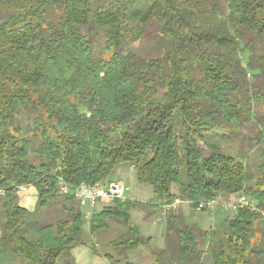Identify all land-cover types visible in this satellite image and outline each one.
<instances>
[{
  "label": "trees",
  "instance_id": "1",
  "mask_svg": "<svg viewBox=\"0 0 264 264\" xmlns=\"http://www.w3.org/2000/svg\"><path fill=\"white\" fill-rule=\"evenodd\" d=\"M55 6L61 16L47 23ZM149 29L161 56L127 48ZM100 36L104 49L118 51L96 53ZM256 106L264 109V0H0V257L74 264L72 249L87 245L86 208L71 206L30 233L33 212L19 190L34 186L47 208L62 197L59 178L74 190L112 179L127 163L163 204L238 193L254 200L257 209L228 220L225 244L209 240V259L192 228L172 217L168 228L181 244L178 264H255L264 254L253 245L255 222L264 220V114ZM245 127L257 131L233 154L229 142ZM113 203L92 214L89 231L111 220L125 227L111 242L118 258L106 254L116 264L152 239L131 222L137 201ZM154 254L153 264H168Z\"/></svg>",
  "mask_w": 264,
  "mask_h": 264
},
{
  "label": "rangeland",
  "instance_id": "2",
  "mask_svg": "<svg viewBox=\"0 0 264 264\" xmlns=\"http://www.w3.org/2000/svg\"><path fill=\"white\" fill-rule=\"evenodd\" d=\"M62 12V8L59 6H55L53 8H50L47 12V23H52L56 22L58 18H60V14ZM85 32L86 30L83 29ZM153 35L151 32V29L147 31L145 36H143L140 40L136 41H129L127 43V48L132 49L133 51L140 53L142 55H147V56H161L163 53V50L161 47L157 46L154 42ZM104 45V36H100L98 40H96L94 44L95 52L99 53L101 56L104 58L109 57L113 52H116L118 50H108L103 48ZM257 112L259 114L263 115L264 114V109L261 110L259 107L256 106ZM257 130H253L250 127H245L243 131L238 135L231 138L229 144L232 146L231 150L233 154H237L242 146H245V148L249 147V143L245 142V138L248 137L250 134H254ZM219 134H229L226 133L225 131H218ZM123 175V178L125 179V182L127 184V191H126V196L131 195V200H135L138 202V205L136 207H133L130 210L131 213V222L139 228H141L142 233L144 235H156L157 233H164L166 229V222L164 221L166 215L170 216L168 212L170 211L169 209H165L163 206L164 204L161 203L159 204L161 212V216L158 214V217L162 218V222H157L156 218L151 220V218H148L150 216V207L149 204L152 202L157 201V197L154 193V188L149 185V184H143L140 183L137 180L136 176V170L134 167L127 163H122L120 164L116 170L115 173L119 171ZM176 186V185H174ZM241 194V193H238ZM244 194V193H242ZM237 195V194H235ZM232 195V196H235ZM63 198L65 196H62ZM226 197V196H224ZM62 198V199H63ZM130 199V198H128ZM64 200V199H63ZM122 201L126 199H121ZM61 197L56 199L54 202H52L47 208H41L37 207V209L31 214L29 217V224L26 226L29 228L30 233H34L38 227V225H44V224H49V223H56L59 219L64 218L68 215V208L61 207ZM69 206L74 205L77 206V202H69ZM103 204V205H102ZM113 201L110 202H104L101 201L97 207L96 210L93 211L91 210L89 213H86V223L84 224V238L85 241L94 246L95 242L90 238V233L89 231V220L92 216L93 213L98 212L99 209H103L106 206H111L113 205ZM183 208L185 210H188V216L187 220H178L174 221L175 224L179 228H184L186 226H189L192 228L193 233H195V236L197 239L201 242L200 248L204 251L203 252V258L204 259H209L210 252L208 248V243L209 240L211 239V242H213L215 247H220L222 243L225 244V238H226V233L227 231V226H228V220L231 219V217L234 216L236 211L233 210H227L221 205H217L215 208H208L206 210H198L196 206H192V203L188 202H183L182 203ZM102 206V207H101ZM191 206V209H190ZM189 209L192 210L191 213H189ZM99 210V211H101ZM166 210V213H165ZM171 210H174L171 208ZM195 221L189 223L188 221ZM155 221V222H154ZM118 224L116 221H110L109 223V228L101 230L96 234V237L98 240H100L101 244L98 247V249L101 251H111V246L109 244V241L112 237H116L118 234L115 232V224ZM255 234H254V247L256 249L264 250V220H257L255 222ZM208 235H204V234ZM181 244L179 241V237L177 234L171 235L167 239V244L164 249H156L157 256L163 261L168 264H178V255H179V250H180ZM12 253H7L0 257V264H19L20 259L19 258H14L12 257ZM253 262L255 264H264V254L261 257H256L253 258Z\"/></svg>",
  "mask_w": 264,
  "mask_h": 264
},
{
  "label": "crops",
  "instance_id": "3",
  "mask_svg": "<svg viewBox=\"0 0 264 264\" xmlns=\"http://www.w3.org/2000/svg\"><path fill=\"white\" fill-rule=\"evenodd\" d=\"M133 167V166H132ZM119 171V170H118ZM114 178H123V175L121 174V172H117L116 174L113 175L112 179ZM125 180V179H124ZM173 192L177 193L178 192V187L177 186H173ZM61 197V201H63L61 203V207H71L74 206L71 204V206H69V201L64 197ZM127 198H131V195H128ZM19 200H20V204L22 206H24L25 208H27L28 210L34 212L37 207H38V191L37 189L32 186H25V188H21L19 190ZM163 203L160 200H157L155 202H152L149 204L150 207V216H148V218H151V220L155 219L156 217V221L157 222H162L163 219L158 217V214H161V210L159 207V204ZM103 205V204H102ZM78 206V204H77ZM102 207V206H101ZM191 209V206H190ZM189 209V213L192 212V210ZM96 208L93 210L95 211ZM101 210V209H99ZM98 210V211H99ZM91 210L86 208V212H90ZM171 215H170V214ZM168 215H166L164 221L166 222V229L164 233H157L156 235H144L141 233L144 237H151L152 241L149 245H142L137 249L134 250H130L127 252V259L125 261H120L117 262L116 264H126V262H130L133 264H153L155 261V250L158 249H164L166 247L167 244V239L173 235V232L169 230L168 226H172L171 223L169 222L170 218L172 217V219H174V221H178L179 219L181 220H187V216H188V210L186 211L185 208H183V205L181 204L180 206H178L176 209L174 210H170L168 212ZM161 216V215H160ZM155 222V221H154ZM189 223L192 224V222L195 221H188ZM115 224V232H117V236L116 237H112L109 241V244L111 246V242L112 240H114L115 238H117L120 234H122L125 231V227L118 223H114ZM90 238L92 240H94L95 242V248L97 249V253L95 251H93L92 245L88 244L87 245H78L76 247H74L71 251V257L73 258L74 264H113L107 257L106 254H109L111 256H113L115 259H117L118 257L116 256L112 246H111V251H100L98 249V247L100 246L101 242L100 240H98V238L96 237V234H91Z\"/></svg>",
  "mask_w": 264,
  "mask_h": 264
},
{
  "label": "built area",
  "instance_id": "4",
  "mask_svg": "<svg viewBox=\"0 0 264 264\" xmlns=\"http://www.w3.org/2000/svg\"><path fill=\"white\" fill-rule=\"evenodd\" d=\"M21 188H25V186ZM127 189L128 187L125 180L121 178L108 179L95 185L82 183L74 190L70 188L63 178H59L57 193L61 196L74 195L79 207L94 210L101 201L110 202L117 198L127 199ZM183 202L191 203L189 200L176 198L173 202L164 204L163 207L166 210H171V208L176 209ZM256 204L257 203H255L254 200L241 193L235 196L226 197L219 195L210 201L201 200L197 203L198 206L196 207L198 210H206L208 208H215L217 205H221L227 210L231 209L233 211H237L245 207L255 210L257 209Z\"/></svg>",
  "mask_w": 264,
  "mask_h": 264
}]
</instances>
